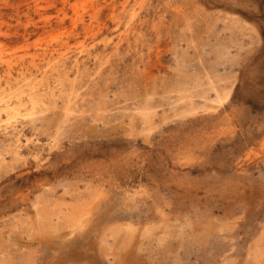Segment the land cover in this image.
I'll use <instances>...</instances> for the list:
<instances>
[{"label": "rangeland", "instance_id": "374dc122", "mask_svg": "<svg viewBox=\"0 0 264 264\" xmlns=\"http://www.w3.org/2000/svg\"><path fill=\"white\" fill-rule=\"evenodd\" d=\"M31 260L264 264V0H0V264Z\"/></svg>", "mask_w": 264, "mask_h": 264}, {"label": "bare ground", "instance_id": "6f19581e", "mask_svg": "<svg viewBox=\"0 0 264 264\" xmlns=\"http://www.w3.org/2000/svg\"><path fill=\"white\" fill-rule=\"evenodd\" d=\"M225 98H226V94H224L223 96L220 95V96H218L217 101L221 102ZM68 111H69V109H68ZM141 114H143V113H141ZM150 115H148V117ZM80 197H81V195H80ZM77 198H79V197H77ZM74 200H76V199L74 198ZM79 200L80 199H78V202L76 201V203H73V204L68 203V205H65V203L64 204L62 203L63 204V205L61 204L62 206L65 205L64 208L57 202V204L55 203L53 206L51 205V207L48 208V209H46V207H45V208H43L42 211H40V212L37 211L38 213H37L36 219H35V228L38 229L39 232H42L43 233V232L47 231V230H45L46 228H48V229L49 228H51V229L52 228H58L59 229L60 226L61 227L64 226V227H67L71 233H73L74 231L75 232H80L79 231V228L81 227L82 223L87 218H91L90 217V215H91V209L90 208L91 207L89 206L90 203L88 201H86V200L85 201L84 200H80L79 201ZM39 202L40 201H38V203ZM48 205H50V204H48ZM94 224H95V221H94ZM52 230H54V229H52ZM112 230H115L117 232L116 227L113 228ZM125 231H126V229H125ZM116 232H114V233H116ZM147 234H149V230H145L144 233L142 232V234L140 235V237L142 238L143 236H146ZM126 236H128V234ZM28 264H33L32 260L30 262H28ZM85 264H88V263H85Z\"/></svg>", "mask_w": 264, "mask_h": 264}]
</instances>
